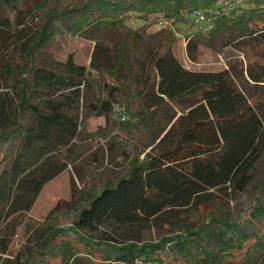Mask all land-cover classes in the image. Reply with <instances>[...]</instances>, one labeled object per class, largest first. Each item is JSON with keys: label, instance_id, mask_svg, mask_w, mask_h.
I'll return each mask as SVG.
<instances>
[{"label": "trees", "instance_id": "16d2710c", "mask_svg": "<svg viewBox=\"0 0 264 264\" xmlns=\"http://www.w3.org/2000/svg\"><path fill=\"white\" fill-rule=\"evenodd\" d=\"M17 1L0 0V57ZM40 2L35 25L13 40L14 62L0 59L21 83L19 103L0 104V264L259 263L264 191L234 220L212 214L186 222L179 212L245 191L264 154V0ZM154 15L190 26L192 60L202 46L233 47L246 58L220 70L189 69L175 52V30H151ZM62 26L94 41L89 65L48 48ZM84 89L102 95L88 102ZM117 103L127 120L114 116ZM93 114L113 123L108 146L127 173L99 193L85 183L87 203L69 224L43 226L14 248L43 187L78 166L73 145ZM152 225L167 231L145 240Z\"/></svg>", "mask_w": 264, "mask_h": 264}, {"label": "rangeland", "instance_id": "374dc122", "mask_svg": "<svg viewBox=\"0 0 264 264\" xmlns=\"http://www.w3.org/2000/svg\"><path fill=\"white\" fill-rule=\"evenodd\" d=\"M72 1L77 0H60V3L62 6H66ZM39 2L40 0H18L16 3L17 7L8 9L7 14L12 21V27L8 48L0 57L4 64L13 63L15 56H17L13 40L18 37L23 38L30 27H33L39 19L37 15L33 16L35 12L37 14L39 12L41 3ZM51 4L54 5L55 1H51ZM161 19L162 17L155 15L151 17V30L159 31L167 27L175 30L177 36V42L174 46L175 52L189 69L220 70L228 67L229 62L236 58H246L243 51L233 47L212 49L202 46L197 58L192 60L186 50V33H188L190 26L185 23L160 22ZM203 21L205 20L203 19ZM205 23L203 22L202 25L204 26ZM132 24L137 26L140 22L134 21ZM61 29L59 35L49 44L48 48L54 51L61 59H66L73 55L80 63L89 65L95 45L94 41L81 34H73L65 26H62ZM117 43H119L118 40ZM64 93H69V91L65 90ZM100 94V90L95 92L84 89L83 100H88V102L95 100ZM20 97L21 83L8 72L0 69V104H7L5 106L9 109L10 104L15 106L19 103ZM114 111L115 117L127 120L125 106L117 103ZM23 117L28 121L29 115L27 111H23ZM83 121L79 136L73 145L78 157V166L69 165L65 171L43 187L27 219L24 221L23 227L20 228L18 235L13 239L14 248L24 243L34 230L43 226L69 224L78 209L87 203L83 194L79 191H82L85 183H88L89 188L99 193L109 181L116 182L127 173L128 166L123 163L122 159L117 158L116 153L112 152L108 146L109 129L112 128L113 123L109 124L104 115L96 114L84 117ZM9 124L7 123V126H10ZM151 148H147L146 152L143 151L144 153H142L141 157L144 158L147 151ZM252 173L253 179L245 191L236 195L233 193L221 194L202 206H190L181 209L179 212L181 219L186 222H202L209 219L212 214L233 220L237 219L251 205L255 193L260 192V190L264 191V154L255 164ZM62 198L66 200V203L58 206V200ZM124 231L126 229L117 228L115 233ZM166 231L167 229L165 230L164 227L152 225L144 232V239H159ZM262 253L259 263L254 264H264V251ZM8 256L9 254H4V257Z\"/></svg>", "mask_w": 264, "mask_h": 264}, {"label": "built area", "instance_id": "2783aa9c", "mask_svg": "<svg viewBox=\"0 0 264 264\" xmlns=\"http://www.w3.org/2000/svg\"><path fill=\"white\" fill-rule=\"evenodd\" d=\"M200 18H201V19H204V16H203V15H200Z\"/></svg>", "mask_w": 264, "mask_h": 264}]
</instances>
